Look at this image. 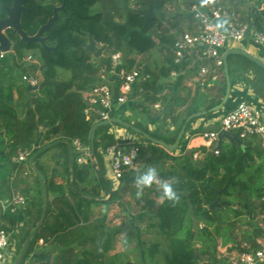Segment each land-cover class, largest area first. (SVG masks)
Here are the masks:
<instances>
[{
	"label": "trees",
	"instance_id": "obj_1",
	"mask_svg": "<svg viewBox=\"0 0 264 264\" xmlns=\"http://www.w3.org/2000/svg\"><path fill=\"white\" fill-rule=\"evenodd\" d=\"M13 1L0 0V19L8 15L4 6L12 5ZM124 1H27L25 5L29 10L23 13L22 25L31 35L36 34L54 14L55 6L64 5V8L59 10L57 22L44 33L48 45L55 47V51H49L39 43L20 42V37L13 28L6 31L13 47L11 52L0 57V131H3L6 140L4 144L0 143V148H8L5 158L0 155V161H3L0 178L7 180V174L18 167L13 157H17L20 152H28L29 159L47 144L56 142L34 159L36 167L45 176L49 199L46 217L32 238L25 255L29 256L34 246L39 245V241L43 239L42 245L53 248V251L39 258L41 264H124L122 253L112 254L115 242L124 227L110 224L107 213L95 216L96 207L103 204L106 210H109L118 203V190H113L111 182L106 178L102 159V151L115 143L110 132L112 125L96 128V164L89 158L87 162L80 164L77 159L82 153L77 151L74 145V141L79 140L84 146L90 147V136L95 122L85 113L87 102L84 93L101 81L98 75L99 62L93 60L91 54L85 52L83 47L88 36L92 35L98 44L107 45L112 53L125 52L127 69L136 64L133 54L151 52L157 46L153 32L162 24V12L167 0H138L130 10L127 21H119L117 16L124 7ZM254 1L251 14L255 13V16H250L249 25L262 30L264 0ZM96 6H99L98 10H94ZM175 40L173 37H167L162 43H168L172 48ZM26 50L36 52L42 63L43 77L56 81L55 84H47L35 91L28 88L22 75H18V70H27L26 67L23 68ZM235 56L242 61L247 60L259 72L254 84L256 89L264 94V67L243 55ZM60 69L70 71V77L61 78ZM175 69H178V66L172 50L167 57V65L160 70V75L154 76L149 70L141 68L144 73H149V76L141 83L142 99L136 108L146 103L158 102L159 94L165 88L162 79L170 77ZM225 91L226 85L224 94ZM184 102L183 100L180 104ZM220 102L221 100L213 102L207 108V113ZM22 109L23 113L20 112ZM143 111L146 112L147 108L143 107ZM173 111L174 109H171L167 115L174 118ZM195 112L197 110L194 105L185 110L179 130L187 117ZM111 116L115 117V112L112 111ZM134 125L167 142L161 135L150 132L148 127L141 123ZM41 130L44 133L39 146L35 147ZM131 131L136 132L133 129ZM177 134L170 139L172 143L175 142ZM63 138L69 140L74 150L72 164L69 143L57 142ZM144 141L147 142L139 143L138 157L139 160L142 156H147L144 171L148 167L156 168L161 180L170 183L179 197L176 201L165 199L161 203H158L156 198L144 197L143 208L149 211V227L170 239L166 264H199L203 255L216 251L219 238L225 242L232 240L231 231L234 224L239 220L246 222V217L250 218L248 222L255 228L254 235H261V229L254 223L252 213L256 208V201L264 198L263 148L256 149L245 140L244 143L224 142L219 147V153L215 154L207 151V147L203 145L201 149L204 157L198 159L194 158L193 151L175 154L146 138ZM53 148L60 150L58 156L64 167V183H58L53 177H49L39 163V159ZM167 162L172 164L166 167ZM92 168L95 170L94 179L98 183L88 192L84 187L80 188L79 182L88 180ZM35 174L40 179L39 175ZM124 182L129 185L135 182V177L132 174L125 178ZM102 189L109 194V199H101ZM148 189L156 196H161V191L155 183ZM218 191H221L220 194ZM41 192L43 195L42 187ZM219 195L222 209L218 212L209 206ZM29 204L26 198V204L18 208V211L24 213ZM260 206L264 210V201ZM43 211L44 196L35 228L42 218ZM3 217L16 228L17 217L11 212V208L5 211ZM200 224L203 226L200 227ZM29 235L30 232L27 237ZM249 244L256 249L255 241ZM241 249L244 250L243 247ZM159 251L160 243L151 242L144 248V256L146 260L152 261Z\"/></svg>",
	"mask_w": 264,
	"mask_h": 264
},
{
	"label": "crops",
	"instance_id": "obj_2",
	"mask_svg": "<svg viewBox=\"0 0 264 264\" xmlns=\"http://www.w3.org/2000/svg\"><path fill=\"white\" fill-rule=\"evenodd\" d=\"M193 4H198L201 9L208 10L212 7L221 6L227 11H230L235 14L237 20L240 23L250 24V16H255V13L251 14V8L255 4L254 0H167L166 5L163 9L162 14V24L160 27H157L153 32V37L156 41L157 46L151 51L144 54H133L132 56L136 59V64L134 67L138 66L140 63L143 69L149 70L148 72H157L161 70L164 66L167 65V57L171 53V46L168 43H162V40L167 37H173L177 39L183 32L185 31H195L199 28V22L194 17L191 8ZM128 10V14L130 10L134 8V5L130 3V5L125 6ZM131 8V9H130ZM127 12V11H126ZM127 19L122 21H127ZM221 24L225 27V22L222 21ZM89 38L86 42H88ZM126 43H128V39H126ZM102 46L101 44H98ZM232 49H242L248 51L251 55L255 56L263 60L264 56V47L257 44L254 40L252 35H249L246 40L242 42L237 41H230L224 50V55ZM121 52V51H120ZM91 54V53H90ZM112 51L110 48L103 52V58H110ZM122 54V65L126 68V64ZM235 53H231L227 57L228 67H229V74H230V81H231V94L230 98L227 103L217 111H210L207 113V108L211 106V104L215 101H219L224 98L225 94L223 93V89L226 85L227 87V80H226V73L225 68L217 67L213 61L210 60H201L196 57L194 53H190L183 64V66L179 67L176 71V74H171L170 78L172 79L170 82L165 83L164 90L159 94L160 100L155 103H146L142 107L136 106L140 103L141 94L139 92V87L141 86L142 81L140 80L138 84L135 86L134 93L132 97L128 100L127 103L124 105L117 107L115 109L116 117L128 121L133 125L135 123H141L142 125L148 127L149 131L152 133H158L163 138L167 140L168 143H172L170 139L173 138L175 135L179 122H182L184 116L181 113L186 110L189 106L194 105L196 107L197 112L206 111L205 114H201L197 116L187 127L184 137L175 151L171 153L175 154H183L190 151L194 153H200V157L198 159H202L204 157V152H202L201 147L205 145V140L201 136V132L205 130H212L216 129L220 125L221 118L224 114H226L229 110H231L239 101L246 100L255 106L263 109L264 111V97L262 94L256 89L254 84L259 77V72L249 63L246 61L240 60ZM240 55V54H239ZM244 56V55H243ZM93 60L98 61V75L102 72H107L106 76L108 81L118 89L119 82L116 78V71H113L111 68H107L104 64L101 63V59L103 58H96L93 54H91ZM246 57V56H245ZM144 58V59H143ZM248 58V57H247ZM143 59V60H142ZM250 59V58H249ZM109 61V59H106ZM38 62V61H37ZM255 62V61H254ZM39 64V63H37ZM202 66H206L209 69V74L205 78V82H201L200 79V68ZM63 69L59 70V75L61 78H69L70 75L63 76ZM173 72V71H172ZM149 73H145V75H149ZM44 79V78H43ZM42 78L40 81L43 80ZM27 84V83H26ZM226 93V91H225ZM201 95L205 97L201 98ZM18 95L16 94V98ZM185 101L181 103V101ZM156 104H160L159 107H156ZM219 104V103H218ZM216 104V105H218ZM215 105V106H216ZM143 107L147 108V111H143ZM214 107V106H213ZM174 109L173 116H168V112ZM212 109V108H211ZM23 113V109L20 110ZM195 112V113H197ZM188 118V117H187ZM110 132L114 136L115 143L126 145L127 143L131 142L132 131L130 128L115 123L111 124ZM183 126V125H182ZM180 131V130H179ZM44 131L41 130L40 136L38 140L35 142V147L39 146V142L41 136L43 135ZM137 133V132H136ZM179 133V132H178ZM139 134V133H138ZM141 135V134H140ZM178 135V134H177ZM247 144H253L254 147L262 149L261 146V139L258 136L250 137L248 139H244ZM242 140V143H244ZM6 142L3 131H0V143L4 144ZM230 143L229 139H224L223 143ZM214 146V145H213ZM211 146L210 149L213 147ZM218 146V143H217ZM210 149L207 151L210 152ZM55 150V151H54ZM57 150V151H56ZM58 148H53L46 152L40 159L39 163L42 166L43 170L49 177H53L58 183H64L65 179L63 178V170L64 167L62 165L61 160L59 159V152ZM56 152L55 159L52 157L51 154ZM8 154L7 147L0 148V155L1 157L5 158ZM93 163L96 164V157L95 162L89 157ZM146 158L144 156V161L141 163V169L144 171V167L146 165ZM30 159V158H29ZM29 159L27 162H18L16 161V156L13 157V161L18 163V167L12 169L10 174H7L8 179L12 180H21L20 182H27V176L30 175L32 170H34L30 164ZM102 159L106 169V178L111 182L112 189L116 190L118 187L123 188L125 185L124 179L117 180L112 172L111 164H110V157L105 153V150L102 151ZM88 161V160H87ZM86 161V162H87ZM35 163V161H34ZM140 163V162H139ZM83 164V163H81ZM171 162L166 163V167H168ZM36 165V164H35ZM96 166V165H95ZM3 168V161H0V171ZM4 172V170H3ZM33 173V172H32ZM36 172H34V175ZM131 173H129L127 177H129ZM31 176V175H30ZM95 178V170L92 168L91 175L89 176L88 180L93 179L94 184H97V180ZM160 178V177H159ZM161 179V178H160ZM30 180V186L34 188L35 180L32 177L28 178ZM6 180L0 178V223L3 224L1 221L5 219L3 217L5 210L7 209V204L12 199L14 195L22 194L24 195L27 200H29L28 190H13L14 186L10 185L9 188L5 187L3 184ZM41 182V178H40ZM83 183V182H79ZM85 183V182H84ZM24 186V184H23ZM131 189L136 186L135 182L127 185ZM42 187V182H41ZM149 187H145L142 191H138L140 193H144V197H153L156 198L158 203L163 201L160 200V196H156L154 192H150L148 189ZM102 193L106 191L104 189L101 190ZM44 196V193H43ZM103 200L109 199V194L106 198L101 197ZM145 201V200H144ZM264 201V198L261 200L256 201V208L253 211V221L258 227L261 229V235L255 236V228L251 226L248 221H250L249 217L247 218L246 222H241L240 220L234 224V227L231 231V236L233 239L228 241H223V239L219 238L218 246L216 251L213 254H207V259H201V264H230L232 260L236 259L240 252L243 251L241 247L247 246L248 243L251 241H255L257 244L256 248H262L264 246V210L261 209V203ZM118 204L106 210L105 206L102 204L95 208V216H100L107 213V218L109 223L111 215L114 213L112 212ZM221 211V207H219ZM148 209H144V230H147L149 227V220L148 219ZM22 212L18 211L14 213L16 217L22 219ZM245 218L244 216L242 217ZM114 223V222H113ZM23 225V223H21ZM113 225V224H112ZM28 226V224H27ZM230 236V237H231ZM253 238V239H251ZM117 241V240H116ZM117 244V242H116ZM40 247L44 248L47 254L52 253L53 248L51 247H44L42 244H39ZM117 245L114 246V249ZM113 249L112 254L120 252V249L116 248ZM55 252H53L54 254ZM52 254V256H53ZM42 256H38L37 258H42ZM264 264V263H262Z\"/></svg>",
	"mask_w": 264,
	"mask_h": 264
},
{
	"label": "built area",
	"instance_id": "obj_3",
	"mask_svg": "<svg viewBox=\"0 0 264 264\" xmlns=\"http://www.w3.org/2000/svg\"><path fill=\"white\" fill-rule=\"evenodd\" d=\"M134 5L138 0H129ZM191 11L199 22V28L195 31L183 32L174 42L171 50L178 68L183 66L188 55L194 53L201 60H210L217 67H223L224 50L230 41L242 42L252 35L253 40L264 47V28L258 30L250 27L249 24L240 23L235 14L227 11L221 6L212 7L208 10L201 9L198 4H193ZM225 22V27H218L221 22ZM6 52L1 51L0 57H4ZM28 60H34L32 55ZM36 61V60H34ZM264 61V56H263ZM110 68L116 71V78L119 82L116 89L107 79V72L100 74L101 81L84 93L87 102L85 113L88 118L95 123L112 118V111L128 102L134 93L135 86L140 80L146 79L149 75L136 66L127 69L122 65V54L120 51L112 53L110 57ZM177 69L172 74H176ZM209 74L206 66L200 68L201 82ZM23 81L28 85L38 87L40 78L31 73L22 75ZM139 92L143 88L139 87ZM160 104H156L159 107ZM223 130L234 131L239 134L240 139H248L258 136L261 139V146L264 149V111L254 104L241 100L231 110L221 118L220 125L216 129L205 130L201 136L205 140V146L215 154L219 153V134ZM77 151L82 154L78 157L79 163H85L89 154V147L84 146L79 140L74 141ZM140 152L139 142L131 141L126 145L113 143L108 146L105 153L110 157L112 172L117 180L125 179L129 173L137 172L140 168L138 160ZM28 152H20L16 161H26ZM194 158H199L200 153L193 154ZM26 204V197L17 194L7 204V209L11 208L12 213L18 212ZM6 209V210H7ZM5 210V211H6ZM203 224H200L202 227ZM14 230L8 227H0V264H13L17 257V251L12 240ZM41 239L39 244H43ZM264 263V246L262 248H249L240 252L239 256L232 260L230 264H262ZM20 264H41V260L35 257L23 259Z\"/></svg>",
	"mask_w": 264,
	"mask_h": 264
},
{
	"label": "rangeland",
	"instance_id": "obj_4",
	"mask_svg": "<svg viewBox=\"0 0 264 264\" xmlns=\"http://www.w3.org/2000/svg\"><path fill=\"white\" fill-rule=\"evenodd\" d=\"M130 5L129 0L124 1V7L120 11V13L117 16V19L119 21L126 20L127 19V13H128V8L126 9L125 6ZM264 8V5L262 6ZM99 6H96L94 10H98ZM131 9V8H130ZM127 11V12H126ZM123 57L126 58L127 55H125V52H123ZM32 55L34 60H28V56ZM38 55L36 54L35 51L33 50H26L25 52V57L23 58V68L26 67V71L18 70V75H23L27 73H31L34 75H37L40 79L44 78L42 75V63L37 57ZM144 59V58H143ZM142 59V60H143ZM38 61V62H37ZM39 63V64H37ZM138 67L142 68L141 63L138 65ZM63 76L64 75H70V71L63 69ZM154 76L160 75V70L157 72H150ZM163 82H170L172 79L170 77H166L162 79ZM171 83V82H170ZM262 96L264 97V94L261 93ZM205 97L204 95H201V98ZM182 116L185 117V110L181 113ZM181 122L178 124V129L175 133V135L178 133L179 128H180ZM132 137L131 141H136L139 143H146L147 141H144V137L136 132H132ZM55 151V150H54ZM57 151V150H56ZM59 151V150H58ZM56 152H53L52 157L55 159V154ZM144 161V156H142L139 159L140 165ZM81 164V163H80ZM144 172L141 170V166L137 172L131 173L133 176L136 177ZM31 175V176H30ZM29 176H27V182H20L21 180H12V179H7L6 182L3 184L5 187H8L10 185L14 186L13 190H28V197H29V207L27 208V211H25L22 214V219H19L17 217V224L15 225L16 228H13L8 219H2V223H0V227H8L11 228L15 231V234H13L12 240L14 243V247L17 251V257L18 258L22 248L24 247L25 243L29 239L31 233L35 229L34 225L37 223V219L39 218V211L41 208V205L43 203V195L41 192V182L40 179L34 175V172L30 173ZM32 177V179L35 180L34 188L30 186V180L28 178ZM24 184V186H23ZM80 188L84 187L88 192L96 186L94 184L93 179L89 181H85V183H80L79 184ZM118 193H117V201H118V206L112 211L114 214L111 215L110 222L113 225H122L124 227V231L118 236L117 238V244L115 242V247L120 249V252L122 253V260L124 264H166V255L170 252V239L168 236L165 235H160L157 233L156 230L153 228H147V230H144V193L138 192L139 190L137 189V186H134L132 189L129 186H124L123 188L118 187L117 188ZM101 197L106 198L108 193H100ZM142 218V219H141ZM149 220V219H146ZM114 222V223H113ZM23 223V225L21 224ZM28 224V226H27ZM30 232V235L27 237V234ZM151 242H159L160 243V251L159 253L156 254L154 260H146L144 256V248L147 247ZM197 246L199 244L197 243ZM243 247V246H242ZM244 249H249V248H255L254 246L252 247L249 243L248 245L243 247ZM114 249V250H115ZM46 255V252L44 248L40 247V245H35L33 248V251L29 256H24L29 258V257H35L37 258L38 256ZM207 254L203 255V259H207ZM201 258V259H202ZM14 261V262H15ZM201 264V263H199Z\"/></svg>",
	"mask_w": 264,
	"mask_h": 264
},
{
	"label": "water",
	"instance_id": "obj_5",
	"mask_svg": "<svg viewBox=\"0 0 264 264\" xmlns=\"http://www.w3.org/2000/svg\"><path fill=\"white\" fill-rule=\"evenodd\" d=\"M27 1H29V0H14L12 5H5L4 6V9L7 11L8 15L6 17L0 19V51L6 52V53H9L12 51L13 42H12L11 38L6 33L7 29H9V28H13L18 33V35L20 37V42L27 43V44L39 43L43 48H45L49 51H55L56 50L55 47L48 45L47 37L44 35V33L46 31L50 30L54 26V24L57 22V20L59 19V10L63 9L64 5L55 6L54 14L48 19V21L45 24H43L40 27V29L37 31L36 34L31 35L23 28V25H22L23 13H24V11L29 10V8L25 5ZM88 38H89L88 42H85L83 44L85 52L93 54L96 58H103V52L107 49L108 46L107 45H102V46L98 45V43L94 40L92 35H89ZM231 53L244 55V56L250 58L251 60L255 61L256 63H258L262 67H264V61L263 60L256 58L255 56L248 53V51H246V50H242V49L229 50L224 55V61H225L224 68H225L226 80H227L226 93H225V96L222 99V101L218 105L212 107V109H211L212 111H217V110H220L221 108H223V106L227 103V101L230 98L231 81H230V74H229L227 57ZM101 63L104 64L107 68H109V66H110L109 61L106 60L105 58L101 59ZM55 82L56 81H50L49 79L44 78L40 82L38 87L28 85V88L31 91H35L38 89H42L47 84H50V83L55 84ZM205 113H206V111H202V112L193 113L192 115L188 116L185 123L181 127L174 143H168L162 139L156 138V137L152 136L150 133L145 132L141 128L136 127L132 123H130L128 121H124V120H122L116 116L112 117L108 120L96 122L93 125L92 131H91V136H90V147H89L90 158L95 162L96 153H95L94 139H95L96 128L99 126L115 124V123L124 125L130 129H133L137 133L141 134L148 141H151L157 145H160V146L164 147L165 149H167L168 151L172 152V151H175L178 148V146L180 145V143L184 137V134L186 132L188 123H190V121L193 118L200 116L201 114H205ZM224 139H229L231 143H236V142L242 143V139H240L239 134L237 132L229 131V130H223L219 134L218 147L222 146ZM60 141H65V142L69 143V145H70L69 140L66 138L58 140L57 142H60ZM54 144H56V142L47 144L46 146H44L42 149H40L37 153H35V155L30 157V159H29L30 166L34 169V171L41 178L42 188H43V192H44V211H43V215H42V218H41L38 226L31 233L29 239L27 240L24 247L22 248L18 258L16 259V261L13 264H20V262L24 259V256L27 252V249L30 245L32 238L38 232L39 227L42 225V223L46 217V210H47L48 199H49L46 180H45L44 174L36 167V165L34 163V159L43 150L50 148ZM70 148H71V164H72L73 163L74 150L72 149L71 145H70ZM220 192L221 191H218L219 194H220ZM221 202L222 201H221L220 195H219L218 198L216 199V201H214L212 204H210L209 207L211 209L219 212V210H220L219 207H220Z\"/></svg>",
	"mask_w": 264,
	"mask_h": 264
},
{
	"label": "clouds",
	"instance_id": "obj_6",
	"mask_svg": "<svg viewBox=\"0 0 264 264\" xmlns=\"http://www.w3.org/2000/svg\"><path fill=\"white\" fill-rule=\"evenodd\" d=\"M222 26V24L218 25V27ZM154 183L158 186L161 191V201H164L165 199L170 201H176L179 199L173 186L166 181H162L159 178L157 169L154 167H148L146 171L140 173L135 179L137 189L140 191H142L145 187H150Z\"/></svg>",
	"mask_w": 264,
	"mask_h": 264
}]
</instances>
